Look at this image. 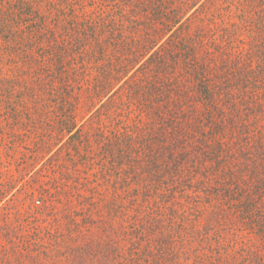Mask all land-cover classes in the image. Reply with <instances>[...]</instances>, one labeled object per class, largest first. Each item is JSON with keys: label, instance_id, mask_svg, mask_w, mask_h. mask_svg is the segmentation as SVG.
I'll list each match as a JSON object with an SVG mask.
<instances>
[{"label": "trees", "instance_id": "obj_1", "mask_svg": "<svg viewBox=\"0 0 264 264\" xmlns=\"http://www.w3.org/2000/svg\"><path fill=\"white\" fill-rule=\"evenodd\" d=\"M0 118L67 211L1 264H264V0H0Z\"/></svg>", "mask_w": 264, "mask_h": 264}, {"label": "rangeland", "instance_id": "obj_2", "mask_svg": "<svg viewBox=\"0 0 264 264\" xmlns=\"http://www.w3.org/2000/svg\"><path fill=\"white\" fill-rule=\"evenodd\" d=\"M4 126L0 118V257L1 250L11 252L9 243L15 236L31 233L34 228L44 236L55 233L65 237L67 234L66 219L63 218L67 214L65 204L55 202L57 196L54 191L64 181V176L59 170L52 171L46 158L32 161L22 145L17 144L14 148L15 138L1 137ZM45 189L53 192L56 198L42 193ZM34 198L38 202L33 201ZM60 240L62 242L57 246L46 245L47 250L60 249L64 245L63 239ZM27 255L32 256L31 253ZM21 260V264L30 261Z\"/></svg>", "mask_w": 264, "mask_h": 264}]
</instances>
